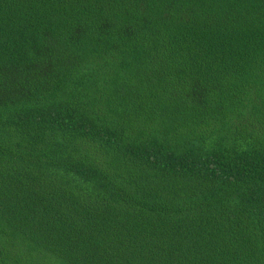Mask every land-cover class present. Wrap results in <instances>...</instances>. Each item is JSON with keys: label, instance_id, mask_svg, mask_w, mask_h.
Segmentation results:
<instances>
[{"label": "trees", "instance_id": "trees-1", "mask_svg": "<svg viewBox=\"0 0 264 264\" xmlns=\"http://www.w3.org/2000/svg\"><path fill=\"white\" fill-rule=\"evenodd\" d=\"M0 264H264V0H0Z\"/></svg>", "mask_w": 264, "mask_h": 264}]
</instances>
